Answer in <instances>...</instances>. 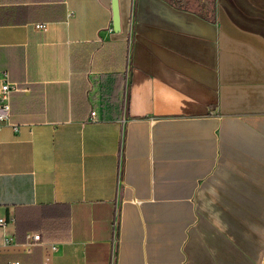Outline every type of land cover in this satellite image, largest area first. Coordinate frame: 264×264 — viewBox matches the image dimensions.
Returning a JSON list of instances; mask_svg holds the SVG:
<instances>
[{"label": "crops", "instance_id": "crops-1", "mask_svg": "<svg viewBox=\"0 0 264 264\" xmlns=\"http://www.w3.org/2000/svg\"><path fill=\"white\" fill-rule=\"evenodd\" d=\"M118 3L0 0V264H264V0Z\"/></svg>", "mask_w": 264, "mask_h": 264}, {"label": "built area", "instance_id": "built-area-1", "mask_svg": "<svg viewBox=\"0 0 264 264\" xmlns=\"http://www.w3.org/2000/svg\"><path fill=\"white\" fill-rule=\"evenodd\" d=\"M34 27L37 30H43V31L47 30L46 24L40 22L35 23ZM2 77H3V82L1 84V92H0V131L5 126H10L13 128L14 131H17L18 126L10 121V92L18 90V87L15 83H11L8 81L7 72H4ZM89 119L92 121L99 120V116L96 110H92L90 112ZM13 221H14L13 218L7 219L4 216H0V229H2L3 231V235L0 240L2 243L8 244L14 241L13 236L6 234L5 231L9 223ZM25 238L27 241L30 242L40 241V235L38 233L27 232ZM10 264H19V262H11Z\"/></svg>", "mask_w": 264, "mask_h": 264}, {"label": "water", "instance_id": "water-1", "mask_svg": "<svg viewBox=\"0 0 264 264\" xmlns=\"http://www.w3.org/2000/svg\"><path fill=\"white\" fill-rule=\"evenodd\" d=\"M111 10H112V24L113 30L119 32L120 30V12L118 0H111Z\"/></svg>", "mask_w": 264, "mask_h": 264}]
</instances>
